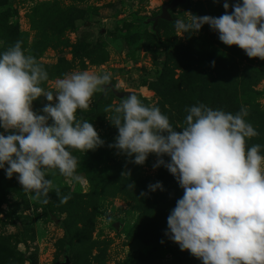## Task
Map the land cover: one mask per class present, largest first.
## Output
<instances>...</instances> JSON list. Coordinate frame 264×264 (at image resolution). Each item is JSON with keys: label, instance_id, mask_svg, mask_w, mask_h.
<instances>
[{"label": "rangeland", "instance_id": "rangeland-1", "mask_svg": "<svg viewBox=\"0 0 264 264\" xmlns=\"http://www.w3.org/2000/svg\"><path fill=\"white\" fill-rule=\"evenodd\" d=\"M171 1L0 0V52L20 41L46 70L41 87L50 91L66 73H110L109 83L158 106L177 131L191 105L231 113L244 106L258 133L245 147L259 144L264 154V60L224 45L208 25L191 36L175 30L174 20L188 13L220 16L224 0H186L171 12V22L161 20L154 30L148 20ZM236 2L228 0V11ZM120 102L101 90L88 109L77 110V119L88 120L104 144L70 149L79 183L48 171L46 204L22 189L16 174L6 178L0 169V264H61L66 256L70 264H201L164 236L166 217L183 194L174 177L163 166L152 168V154L137 165L108 146L117 135L109 119ZM47 103L41 96L32 108L40 112ZM156 181L164 190L149 192ZM65 195L70 198L60 203Z\"/></svg>", "mask_w": 264, "mask_h": 264}, {"label": "clouds", "instance_id": "clouds-1", "mask_svg": "<svg viewBox=\"0 0 264 264\" xmlns=\"http://www.w3.org/2000/svg\"><path fill=\"white\" fill-rule=\"evenodd\" d=\"M222 7L218 17L188 13L174 20V28L180 36H191L208 25L224 45L264 60V0H239L231 11L224 0ZM47 79L46 70L25 54L20 41L0 52V169L6 178L16 174L22 189L44 204L52 187L46 178L50 169L69 182L82 181L70 149L103 146L93 125L78 120L76 113L89 108L93 94L108 85L110 73H66L56 79L55 91L41 87ZM41 96L49 103L36 112L32 102ZM113 112L108 119L117 135L108 146L137 165L154 155L152 168L163 166L183 190L166 217L164 236L201 264H264V154L259 144L245 147L246 139L258 135L245 119L247 108L231 113L191 105L180 131L158 106L144 104L134 93ZM147 190L164 189L156 181ZM146 194L142 191L140 197ZM69 198L60 197V203Z\"/></svg>", "mask_w": 264, "mask_h": 264}, {"label": "water", "instance_id": "water-1", "mask_svg": "<svg viewBox=\"0 0 264 264\" xmlns=\"http://www.w3.org/2000/svg\"><path fill=\"white\" fill-rule=\"evenodd\" d=\"M186 0H172L169 3L164 4L161 7V12L159 15L155 16L152 19H149L148 21L153 22V29L156 30L157 24L159 21H168L171 22L173 20V17L171 15V12L178 8V6L185 4ZM107 90H110L112 94L119 100H122L127 97L130 93L133 92H127V91H121L114 87L113 84L108 83V85L103 89L104 93L107 92ZM118 228V226H117ZM61 264H70L69 257L66 256L65 260Z\"/></svg>", "mask_w": 264, "mask_h": 264}, {"label": "trees", "instance_id": "trees-1", "mask_svg": "<svg viewBox=\"0 0 264 264\" xmlns=\"http://www.w3.org/2000/svg\"><path fill=\"white\" fill-rule=\"evenodd\" d=\"M109 91H110V90H109ZM110 92H111V91H110ZM16 226H17V227H20V225H19L18 223L16 224Z\"/></svg>", "mask_w": 264, "mask_h": 264}, {"label": "flooded vegetation", "instance_id": "flooded-vegetation-1", "mask_svg": "<svg viewBox=\"0 0 264 264\" xmlns=\"http://www.w3.org/2000/svg\"><path fill=\"white\" fill-rule=\"evenodd\" d=\"M161 12V11H160Z\"/></svg>", "mask_w": 264, "mask_h": 264}]
</instances>
